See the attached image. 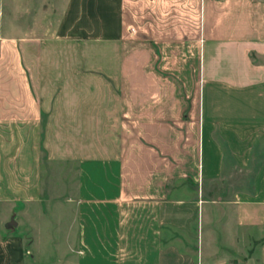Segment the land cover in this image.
Returning <instances> with one entry per match:
<instances>
[{
    "label": "crops",
    "instance_id": "0c3cea01",
    "mask_svg": "<svg viewBox=\"0 0 264 264\" xmlns=\"http://www.w3.org/2000/svg\"><path fill=\"white\" fill-rule=\"evenodd\" d=\"M142 1L144 45L121 51L120 13L81 51L86 67L38 68L40 52L0 38V202L41 204L45 184L59 187L73 264H264V3L224 0L217 14L194 0L185 37L173 0ZM142 57L144 72L120 65ZM185 58L198 62L196 103L162 78L160 61ZM254 155L251 189L234 190L227 159L245 171Z\"/></svg>",
    "mask_w": 264,
    "mask_h": 264
},
{
    "label": "rangeland",
    "instance_id": "374dc122",
    "mask_svg": "<svg viewBox=\"0 0 264 264\" xmlns=\"http://www.w3.org/2000/svg\"><path fill=\"white\" fill-rule=\"evenodd\" d=\"M193 1L173 0V4L167 6V18L178 24L177 30L185 37L190 34L187 13L192 10ZM211 1L215 13L226 10L224 0ZM258 1L264 3V0ZM196 4L195 0V10H198ZM120 13L121 51L141 48L146 33L142 0H0V38L20 42L21 53L40 52L41 59L36 61L38 68L86 67L81 51L95 52L98 40L112 36L119 24ZM36 39L40 49H36ZM52 51L72 54L53 56ZM134 62L143 72L146 67H151L143 57L136 61L122 59L120 65L129 67ZM160 62L170 97L176 92L186 102L196 103L200 84L197 60L166 59ZM93 65L95 60L89 58L88 67ZM137 78L138 83L145 82L144 75ZM143 95L138 93V98ZM172 110L170 107V113ZM186 111L187 108L184 116ZM9 143L10 148L23 146L11 139ZM227 161L229 167L224 174L227 183L232 184L234 190H250L259 156H253L249 169L245 171L235 170L230 158ZM173 185L175 187L176 183ZM181 185L187 194L192 189L190 183ZM58 188L45 184L41 191L44 200L41 204H36V199L15 204L0 202V264H73L66 243L73 241L74 237L65 235L67 222L62 216H56L64 210V205L59 203L63 202L64 195L57 191ZM187 194L179 196L189 198L190 194Z\"/></svg>",
    "mask_w": 264,
    "mask_h": 264
}]
</instances>
